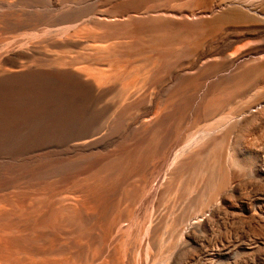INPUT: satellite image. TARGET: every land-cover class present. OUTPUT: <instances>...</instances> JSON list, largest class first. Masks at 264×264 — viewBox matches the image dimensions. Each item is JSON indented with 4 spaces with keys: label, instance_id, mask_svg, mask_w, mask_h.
Listing matches in <instances>:
<instances>
[{
    "label": "rangeland",
    "instance_id": "rangeland-1",
    "mask_svg": "<svg viewBox=\"0 0 264 264\" xmlns=\"http://www.w3.org/2000/svg\"><path fill=\"white\" fill-rule=\"evenodd\" d=\"M3 148L1 192L156 215L162 239L218 207L207 239L238 232L209 264H264L248 201H221L264 216V0H0Z\"/></svg>",
    "mask_w": 264,
    "mask_h": 264
},
{
    "label": "bare ground",
    "instance_id": "bare-ground-1",
    "mask_svg": "<svg viewBox=\"0 0 264 264\" xmlns=\"http://www.w3.org/2000/svg\"><path fill=\"white\" fill-rule=\"evenodd\" d=\"M54 64L57 69L58 62ZM13 73L16 72L4 71V77L12 76ZM186 149L188 148L185 147L184 150ZM19 152L16 149L3 148L0 149V156L15 155ZM183 161L185 160L182 159L181 162L184 163ZM1 191L0 264H209V259L217 258L225 252V243L234 239L238 232V229H232L231 234H219L207 239L208 229L216 224L215 218L223 212V209L218 207L211 210L213 219L202 214L185 228L190 215L182 214L179 228H166L162 233L165 238L162 239L156 215H152L146 227L123 229L119 226L117 216L113 217L107 210H101L99 202L97 207L91 206L92 201L88 198L66 197L56 190L51 195L39 191H32V194L24 191L18 195ZM240 196L236 193L231 196L223 195L221 201L224 205L230 201V205L238 210L244 207L240 203L248 201L247 217L242 224L254 231L252 233L256 236H252L264 237V216L253 208L256 201L252 200L255 199L250 200L252 196L249 195L242 198ZM228 197L231 200H228ZM240 199L243 201L240 202ZM177 236L178 242L173 245L172 242ZM193 244L195 250H189ZM226 250L237 248L227 247Z\"/></svg>",
    "mask_w": 264,
    "mask_h": 264
}]
</instances>
